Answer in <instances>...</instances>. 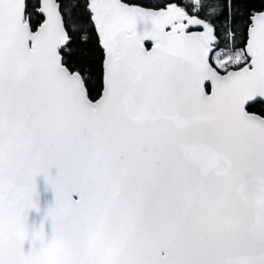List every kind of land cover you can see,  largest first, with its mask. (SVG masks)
<instances>
[{
	"label": "snow or ice",
	"instance_id": "6c2138e0",
	"mask_svg": "<svg viewBox=\"0 0 264 264\" xmlns=\"http://www.w3.org/2000/svg\"><path fill=\"white\" fill-rule=\"evenodd\" d=\"M0 264H264V0H0Z\"/></svg>",
	"mask_w": 264,
	"mask_h": 264
},
{
	"label": "water",
	"instance_id": "95a60500",
	"mask_svg": "<svg viewBox=\"0 0 264 264\" xmlns=\"http://www.w3.org/2000/svg\"><path fill=\"white\" fill-rule=\"evenodd\" d=\"M150 47V44L147 45ZM37 183L40 189V205H41V212L37 214L35 211H32L29 213V224H35L39 225L40 220L42 218L43 210L46 208L47 204L51 202L52 200V193L50 189H46L44 185V181L42 177L37 178ZM45 229L46 231H50V223L48 221H45ZM26 248L29 246L28 243L26 242Z\"/></svg>",
	"mask_w": 264,
	"mask_h": 264
},
{
	"label": "trees",
	"instance_id": "16d2710c",
	"mask_svg": "<svg viewBox=\"0 0 264 264\" xmlns=\"http://www.w3.org/2000/svg\"><path fill=\"white\" fill-rule=\"evenodd\" d=\"M252 3L259 5L260 0H251Z\"/></svg>",
	"mask_w": 264,
	"mask_h": 264
}]
</instances>
